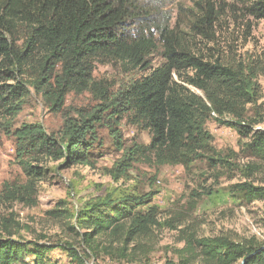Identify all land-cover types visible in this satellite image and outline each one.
<instances>
[{
    "label": "trees",
    "instance_id": "obj_1",
    "mask_svg": "<svg viewBox=\"0 0 264 264\" xmlns=\"http://www.w3.org/2000/svg\"><path fill=\"white\" fill-rule=\"evenodd\" d=\"M245 8L264 20V0H249ZM152 15V9L137 0H0V116L7 126L12 127L7 121L20 113L31 88L56 113L65 109L70 94H91L100 105L91 113L80 110L78 118L65 115L57 134L40 123L10 131L26 180L5 183L0 206L36 207L47 162H62V169L93 167L102 157L96 153L101 148L96 125L101 123L126 119L152 134L149 145L129 148L116 136L122 155L109 171L115 181L130 180L135 164L144 162L189 169L204 160L214 169L237 168L214 147L207 128L211 119L238 134L248 157L264 162V129L257 128L264 123L258 82L264 76V56L250 55L239 62L207 60L185 44L181 30L169 31L171 25L162 22L152 25ZM219 19L220 13L208 6L189 29L212 41ZM155 55H161L157 66L151 61ZM100 62L120 63L142 75L111 93L113 87L95 79ZM245 168L251 177L258 165ZM227 193L249 204L264 202V186L250 181L229 186ZM156 194H111L89 199L74 212L49 211L48 216L74 236L58 243L45 236L27 240L21 233L29 227L16 214H0V264H50L49 254L57 249L72 264H90L103 255L133 262L150 252L148 243L164 229L178 231L184 244L177 261L165 264H264V242L202 237L189 226L179 229L178 220H161ZM29 256L33 263L26 260Z\"/></svg>",
    "mask_w": 264,
    "mask_h": 264
},
{
    "label": "rangeland",
    "instance_id": "obj_2",
    "mask_svg": "<svg viewBox=\"0 0 264 264\" xmlns=\"http://www.w3.org/2000/svg\"><path fill=\"white\" fill-rule=\"evenodd\" d=\"M137 1L152 9L153 15L148 18L152 25L162 22L167 27L171 25L169 31L181 30L185 44L207 60L239 62L250 55L264 56V20H257L249 15L245 8L249 0ZM208 6L220 13V19L214 25L215 37L212 41L202 35H193L189 29L204 17ZM151 61L157 66L161 55H155ZM141 75L139 70L113 62H100L95 69V79L105 81L108 87H113L111 93H117ZM258 82L263 96L259 105L263 104L264 107V76L259 77ZM192 90L201 95L197 90ZM99 107L97 97L91 94H70L65 109L56 113L52 111L47 99L31 88L20 113L13 121H7L12 127L7 126L6 120L0 116V194L5 183H23L26 180L16 161L15 140L11 130L13 132L25 124L40 123L48 133L57 134L63 129L65 115L78 118L79 112L91 113ZM207 128L214 136V147L223 152L224 157L237 168L226 166L214 169L204 160L197 161L189 169L181 166L159 168L144 162L135 164L129 173L130 180L123 178L115 181L109 171L122 155L116 136L119 135L120 143L129 148L134 144L149 145L152 134L132 125L126 119L110 125L101 123L96 125V132L101 140V148L98 147L96 153L102 157L93 167L78 165L62 169V162L45 163L47 172L44 181L39 184L37 206L27 207L18 203L2 205L0 214H16L21 223L29 227L21 233L25 239L45 236L49 241L58 243L74 236L70 237L63 224L48 216L49 211L68 209L74 212L89 199L111 194L118 196L125 192H156L154 202L160 207L161 220H178L182 223L179 229L189 226L202 237L225 235L237 241L255 239L264 242V202L249 204L233 199L227 193L229 186L244 181L264 186V162L248 157L241 149L238 134L229 127L221 126L215 119H211ZM257 128L264 129V123ZM251 164L258 165V170L247 177L245 174L249 171L245 167ZM204 191L206 192L203 194ZM208 192L212 194L209 195ZM195 193L202 194V197L198 199ZM148 244L152 246L150 252L139 256L137 261L114 260L103 255L97 260L92 258L89 262L165 264L168 260L177 261V252L184 246L178 231L169 229L158 231ZM26 260L33 263L34 258L29 256ZM49 261L50 264H72L60 249L49 254Z\"/></svg>",
    "mask_w": 264,
    "mask_h": 264
},
{
    "label": "water",
    "instance_id": "obj_3",
    "mask_svg": "<svg viewBox=\"0 0 264 264\" xmlns=\"http://www.w3.org/2000/svg\"><path fill=\"white\" fill-rule=\"evenodd\" d=\"M242 264H245V261H243Z\"/></svg>",
    "mask_w": 264,
    "mask_h": 264
}]
</instances>
